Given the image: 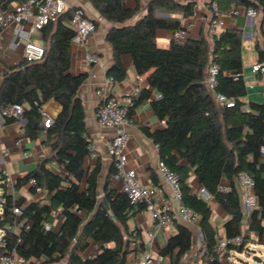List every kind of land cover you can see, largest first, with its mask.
<instances>
[{
	"label": "trees",
	"instance_id": "obj_1",
	"mask_svg": "<svg viewBox=\"0 0 264 264\" xmlns=\"http://www.w3.org/2000/svg\"><path fill=\"white\" fill-rule=\"evenodd\" d=\"M12 1L0 0V9ZM89 1L101 17L112 23L107 40L114 49V63L109 71L114 82L127 77L122 57L130 55L137 73L147 74L149 85L161 94L159 98H151L149 89H141L138 97H132L128 116L131 118L136 106L151 99L156 116L164 122L160 129L141 128L157 145L159 157L178 172L185 203L201 216L204 262L199 264H225L232 255L238 258L241 253L252 254L250 243L256 240L251 238V232L257 233L260 243L264 239V154L261 151L264 102L242 100L247 95L242 31L227 26L211 36V43L205 33H201L184 41L173 39L168 47H160L158 30H173L183 24L178 18L157 15L155 8L190 17L198 0H151L147 13L135 22L131 20L139 6H128L126 0ZM211 1H217L222 11L233 2L240 6L252 5L259 13L263 12V26L264 0H205V3L208 5ZM72 16L70 8L40 30V38L46 46L41 62L22 58L16 65L5 68L0 78V111L23 105L19 117L3 115L2 124L25 119L23 137L42 138L44 142L52 136L58 138L51 145L50 155L41 158L37 166L16 179L13 186L0 170V248L6 252L15 249L26 264L61 263L64 259H67L66 264H81V252L86 251L92 241L98 250L89 262L128 264L130 254L146 249L142 229L131 227L130 220L147 210V205L132 204L124 192L110 185V176L101 193V160L88 167L85 164L93 142L87 132L84 104L78 95L87 74L71 72L75 35ZM256 48L258 61L264 60V49L259 43ZM213 62L219 64L217 90L235 98L233 107L220 106L206 84L208 68ZM50 100L58 102L61 111L53 124L45 127V114L41 109ZM240 172L254 179L258 198L247 225L234 186ZM113 173L114 165L111 175ZM192 176L227 214L225 237L220 236L211 221L210 203L193 191ZM31 179L46 190L43 200L16 195V191L26 185L35 194ZM153 180L157 183L156 175ZM222 181L230 182L232 189L220 190ZM15 207L20 209V214H15ZM58 209L63 216L59 230L47 229V222ZM235 237H240L241 241H228L224 250L219 249L223 238ZM192 245V230L176 222V232L158 252L165 257L166 264H181Z\"/></svg>",
	"mask_w": 264,
	"mask_h": 264
},
{
	"label": "built area",
	"instance_id": "obj_2",
	"mask_svg": "<svg viewBox=\"0 0 264 264\" xmlns=\"http://www.w3.org/2000/svg\"><path fill=\"white\" fill-rule=\"evenodd\" d=\"M207 6L211 12L207 21L212 35L227 27L231 21L238 17L244 16L255 22L259 14L258 8L252 5L240 6L235 2L224 11L220 9L217 1H211ZM68 9H70V5L67 0H13L6 8L0 9V40L3 39L4 33L10 30L11 35L8 41V48L13 51H21V57L28 62H41L46 55V46L35 42V34L48 23L56 20ZM72 10L71 24L75 30L72 43H83L89 35L97 30V23L87 14L83 6L74 7ZM170 16L175 17V14H170ZM182 20L184 23L181 28L171 30L172 38L177 41H184L192 36V31L197 27L199 22L205 21V18L195 9L192 16H182ZM87 58L91 62L98 60L96 56L90 53L87 54ZM251 70L255 74L264 75V60L253 63ZM218 72L219 64L213 62L208 68L205 80L206 84L220 106L233 107L235 105V98L217 90V86L219 85ZM111 81H113L112 78L97 89V94L100 97L97 109V121L103 127L114 128L116 130L107 141V152L114 164L113 180L121 183V191L127 195L132 204L145 203L147 205V210L151 213L155 226V231L149 234V238L146 241V249L142 253L136 254L129 260L128 264H166L165 257L155 248L156 231L174 225L176 222H181L194 229L199 243L202 244L201 216L196 210L185 203L178 172L173 170L161 158L157 162V171L165 186L169 188L170 197L163 198L166 189L164 185H145L139 181L138 171L130 165L127 154V147L130 142L128 126L131 122L128 116V109L122 104L119 97L112 94ZM140 92L141 88L136 87L130 95L131 100L132 97H138ZM160 96L161 94L157 92L154 98H159ZM41 110L45 114L44 126L50 127L56 115L47 113L44 106ZM22 112L23 105L16 104L4 108L0 111V123L3 122V115L19 117ZM17 143L18 145H22V139H19ZM261 151L264 154V146H262ZM23 154L25 157L28 156L26 151ZM6 156L7 152L0 151V170L6 174L8 184L13 186L15 180L7 168ZM30 184L34 186L35 195L38 200L46 197V190L38 185L35 179H31ZM234 186L241 200L244 224L247 225L252 212L258 204L255 181L248 173L240 172L234 181ZM232 187V184L228 181H222L219 185V189L222 191H229ZM194 192L207 202L214 200L213 195L204 187H200ZM160 197L161 202L158 201ZM14 212L15 214H20V209L15 207ZM46 228H51L49 221L46 224ZM228 241L238 243L241 241V238L235 237L231 240L223 238L219 244L221 251L224 250ZM1 244L2 246L5 245L4 242H1ZM92 248L94 250L92 254L81 255L83 260L81 264H94L89 262L88 259L95 254L98 246L93 244ZM0 263L26 264V261L17 255L15 249L9 252L1 249Z\"/></svg>",
	"mask_w": 264,
	"mask_h": 264
},
{
	"label": "crops",
	"instance_id": "obj_3",
	"mask_svg": "<svg viewBox=\"0 0 264 264\" xmlns=\"http://www.w3.org/2000/svg\"><path fill=\"white\" fill-rule=\"evenodd\" d=\"M70 8L77 6H83L87 14L97 22V30L87 37L83 43H72V66L71 72L73 74L86 73L87 78L80 86L78 90V95L83 101L85 112H86V127L87 132L92 140V152L86 158V166L94 165L98 159L101 160V172L99 174V190L102 193L103 187L107 178L110 176V185L119 191H121V183L115 182L113 180V174L111 175V169L113 164L112 159L107 152V141L115 133L114 128H108L101 126L97 121V109L100 103V97L97 94V89L109 82L112 76L109 75V71L114 63V49L112 45L107 40V34L112 27V23L106 18L101 17L98 10L94 8L89 0H67ZM127 4L129 0H126ZM128 6H130L128 4ZM132 7V6H131ZM197 11L203 15L205 21L199 22L197 27L192 31V36H199L201 33H205L208 28V17L209 9L206 3H199L196 5ZM167 14V13H166ZM170 14H175V17L182 20L181 13L168 12ZM256 23L244 16L238 17L229 23V27L243 30L245 24ZM73 27V25L71 24ZM264 26V23H263ZM261 24L259 27L262 28V36L259 37L257 33L245 32L243 39V50L242 58L244 64V80L247 86V95L242 98L243 101L249 103L250 101L264 102V75L255 74L251 70L253 63L257 62L259 59L258 49L256 44L264 49V29ZM11 31L7 30L3 39L0 40V78L4 72L5 68L12 67L16 65L21 59V51H13L8 48V41L10 39ZM173 40L171 35V30L160 29L157 32V43L160 45L163 41H166V45L169 46L170 42ZM35 42L45 45L40 38V31L35 34ZM161 42V43H160ZM92 54L97 57L96 62H91L87 58V54ZM246 54L248 59H246ZM124 65L127 69V77L122 81H111V92L113 95L120 98L123 105L127 108L131 106V93L136 87L141 89H149L152 93L151 98H154L157 91L153 89L148 82L147 74L139 75L135 69L133 59L130 55H124L122 57ZM45 111L53 115H58L61 111V106L58 102L50 100L45 105ZM131 122L128 126V131L130 134V142L127 147V154L129 157V163L131 166L135 167L138 171L139 181L145 185L159 184L164 185L161 177L157 171V162L159 160V152L157 145L150 139L142 130V126H148L152 130L160 129L164 126V122L160 121L156 116L152 105L151 99H148L135 107V112L130 118ZM26 122V121H25ZM23 119L8 125H3L0 123V151L7 152L6 163L7 168L14 180L25 175L27 172L33 170L38 161L51 153V145L57 141L56 136H52L44 142V139L39 138L36 140H31L29 138L23 137V126L25 125ZM22 139V145H18L17 141ZM26 151L28 156H24L23 152ZM153 175L158 178L157 183L153 180ZM190 183L193 187V191H196L201 187L199 181L195 176L190 177ZM165 194L163 198H169V188L165 186ZM17 196H24L28 200H38L37 196L30 191L29 185L21 187L16 191ZM44 199V198H43ZM42 199V200H43ZM41 200V199H39ZM161 202V197L158 199ZM212 209V223L217 227L220 236L225 237L224 222L228 218L227 214L222 210L220 206L215 204L214 200L209 202ZM217 205V211L214 210L213 205ZM216 213V214H215ZM221 219L220 224L216 222L217 216ZM62 213L61 210H55L50 217L51 228L59 230L62 223ZM131 227H139L142 229L146 241L149 238V234L155 231L154 221L151 213L145 210L130 220ZM188 226V225H187ZM193 232V245L192 249L184 256L181 264L186 261V259L192 258L194 253V229L188 226ZM176 232V224L170 225L166 228L159 229L156 231L155 235V248L158 250L162 245L159 244V236L166 240ZM251 238L256 240L254 244L264 245V239L262 243L258 241L257 233L251 232ZM88 249L93 247V242ZM202 245V244H201ZM201 245L198 248V253L201 260L199 263L204 262L203 252L201 251ZM1 252V248H0ZM136 254L132 253L129 255V260H131ZM190 261V260H189ZM195 261V260H193ZM191 262V261H190ZM1 264V263H0Z\"/></svg>",
	"mask_w": 264,
	"mask_h": 264
},
{
	"label": "rangeland",
	"instance_id": "obj_4",
	"mask_svg": "<svg viewBox=\"0 0 264 264\" xmlns=\"http://www.w3.org/2000/svg\"><path fill=\"white\" fill-rule=\"evenodd\" d=\"M150 1L151 0H139L137 2V0H129L128 4L130 6H132V7L139 6L138 13L131 20V22H135L138 18H140L141 16H143L147 13L148 5H149ZM198 2L199 3H205V0H198ZM155 9H156L157 15L165 16V17H171V16H168V12H165V10H162L159 7H156ZM262 16H263V12H260L258 14L256 21H255L256 23H250V24L246 23L243 26V28H244L242 30L243 39H244V33L245 32H253V33H257L259 35V37L262 36V28L259 27V24H261ZM263 29H264V26H263ZM205 35L207 36L209 42L211 43L212 42V40H211L212 34L209 31V28H207ZM244 41H245V39H244ZM166 44H167V42L163 41L159 46L164 47L162 45H166ZM165 47H168V46H165ZM246 59H248L247 54H246ZM213 207H214V210L217 211V209H218L217 205L214 204ZM220 219L221 218L219 216H217L216 222H218V224H220V222H221ZM165 242H166V238L163 239L162 237L159 236V244L163 245ZM194 242H195V247H194V253L193 254H195V255H193L192 258H190V259H186V261L183 262L184 264H199V261L201 260L200 255L198 253V248L201 244L199 243V239H198V237H196L195 233H194ZM250 248L252 250V254L241 253L238 258L235 255H232L231 258L228 259L227 262H225V264H264V245L250 243ZM93 251H94L93 248H90V249H87L86 251L81 252V255L86 256L88 254H92ZM193 260H195V261H193ZM66 262H67V259H64L61 261V264H66Z\"/></svg>",
	"mask_w": 264,
	"mask_h": 264
},
{
	"label": "water",
	"instance_id": "obj_5",
	"mask_svg": "<svg viewBox=\"0 0 264 264\" xmlns=\"http://www.w3.org/2000/svg\"><path fill=\"white\" fill-rule=\"evenodd\" d=\"M23 121L25 122V119H23Z\"/></svg>",
	"mask_w": 264,
	"mask_h": 264
}]
</instances>
